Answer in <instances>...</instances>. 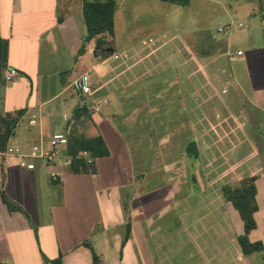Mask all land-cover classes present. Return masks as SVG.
<instances>
[{
    "label": "crops",
    "instance_id": "obj_1",
    "mask_svg": "<svg viewBox=\"0 0 264 264\" xmlns=\"http://www.w3.org/2000/svg\"><path fill=\"white\" fill-rule=\"evenodd\" d=\"M82 8V0H0V35L7 43L5 75L10 68L18 72L3 98L1 112L5 115L24 111L6 146V149L17 148L19 152L6 154V150L0 151V264H52L51 261L60 256L61 264H93L91 250L83 244L85 241L92 244L101 264H264V84L255 88L254 98H247L245 102L248 105L242 104L239 112L233 113L237 119L208 118L204 122L191 123L192 136L187 144L191 141L196 143L199 156L194 160L199 162L202 159L200 144H206V154L212 156L206 164L205 184L201 177L204 175L199 174V164L194 167L197 188L193 194L198 195L201 209L205 212L188 220L175 216L173 221L171 219L173 225L164 228V216L169 212L167 205L172 207L171 203H166L168 198L165 196L167 199L162 203L148 205L143 196L139 205V195L136 193L131 200L130 238L122 247L126 221L121 205V190L136 185L135 167L140 158L143 160L139 170L142 184L147 183L152 173H156L150 166V161L156 156L152 147L143 150L141 156L134 152L139 138L130 145V129L140 119L130 118L132 90L128 88L124 91L117 84L119 76L128 71L138 78L133 71L140 62L154 66L149 57L171 42L162 39L164 37L137 40L138 37L131 35L130 51L118 52L117 9L113 47L117 54H126L127 57L115 59L113 55L106 58L97 56L95 40L80 54L82 37L86 33ZM262 25L264 31V21ZM153 43L156 46H151ZM150 49L148 55L140 58ZM239 50L243 52L242 55L237 54ZM239 50L236 52L238 58L253 54V49ZM260 52L264 55V44ZM163 56V61H158L159 65L168 60L165 54ZM230 56L228 50L222 54V63H226V58ZM263 60L260 58V61ZM108 62L124 70L115 72ZM91 72H94L93 76ZM83 73L90 75L99 111L89 112L90 117L82 115L78 118L75 112L85 106L72 83ZM66 74L68 76L65 78ZM170 74L167 72L159 77L163 79L160 94L181 81L176 72L174 78L171 76L168 79ZM97 82L101 85L94 88ZM198 92L196 89L191 95L198 96ZM225 92L223 89L222 93ZM112 93L116 94L115 99L111 97ZM179 93L183 96V88L180 87ZM137 94L132 97L134 100L138 99ZM207 95L206 106L209 107L214 103L217 90L208 89ZM116 99L118 107L114 106L112 110ZM226 102L222 105L225 106ZM133 104L136 105L134 111L140 112L136 118L141 116L142 127L148 129L145 135L154 138L153 147L158 144L159 150L162 145L168 144L171 139L166 128L169 129L170 124L161 119L160 114L155 115V121L148 118L153 109L150 102L147 104L141 100ZM178 104V107L174 105V112L176 119L177 116L179 118L177 126L182 130L181 115L185 107L182 97L178 99ZM103 107L110 108L107 116L101 113ZM225 112L229 115L232 113L229 110ZM100 113L101 118L97 115ZM117 113L129 116L121 129L116 124L119 119ZM34 116L35 123L31 124ZM104 122H108L124 142L125 161L121 169L109 167L108 171L106 161L112 160V151L102 130ZM199 128H205L206 135L200 134ZM219 128L231 130L223 131L222 144L229 142L233 145L228 151L223 148L220 156L229 161L238 157L240 167H237L239 171L236 176L232 175V169L222 175L223 178H230L224 185L255 178L258 210L254 217L257 226L248 236L251 242L262 244L263 249L258 252L244 254L238 241V237L244 234V223L233 206L224 200L221 190L220 195H215L214 159L217 153L214 145L220 144L218 140L221 136L217 139L215 135ZM57 133L64 134L66 138L72 133L87 136L100 134L111 154L109 157L91 159L82 153L89 165L79 173L70 169L71 157L66 146L58 147V155L52 161L45 157L28 156L26 161L35 167L28 169L20 166V154L29 155L33 147L49 150L52 137ZM158 173L166 184L167 193L170 185L167 184L165 164L158 169ZM105 176L108 178L104 180ZM180 190L175 187L168 192L169 197L175 199ZM2 193L23 211H11ZM170 239L175 241V248L162 247V243L155 247L156 240Z\"/></svg>",
    "mask_w": 264,
    "mask_h": 264
},
{
    "label": "rangeland",
    "instance_id": "obj_2",
    "mask_svg": "<svg viewBox=\"0 0 264 264\" xmlns=\"http://www.w3.org/2000/svg\"><path fill=\"white\" fill-rule=\"evenodd\" d=\"M117 5L116 49L118 52L130 51L129 41L131 35L138 37L137 40L141 38L157 40L160 37H164L162 39H167L171 42V44L161 48V50L149 57L153 61L154 66L150 65L149 62V66H147V63L144 65L140 62L133 71L138 78L130 75L128 71L119 76L117 84L120 89L130 88L132 90L130 91L131 119H143L141 116L136 118V115L140 114V112L134 111L136 105L133 104L142 100L143 103L148 104L150 102L151 108L155 109V111L151 109L149 115L147 113L148 118L150 117L151 120L155 121V115L160 114L161 119L170 124L169 129L166 128V131L171 141L166 145H162L159 150H157L158 144L153 147V136L148 138L145 135L148 129L142 127L140 120L134 128L130 129V145L131 143L135 144L139 138L134 152L139 153L141 156L143 150L147 147H152L155 153L154 156H156L155 159L153 158L150 161L152 171L156 173H152V176L144 185L142 184L141 173H139L143 163L142 158L137 161V164L135 163L137 175L134 181L136 185L130 186V192L133 191L134 195L138 193L139 205H141L144 198L148 205L150 203H162L163 200L168 198L166 203H171L172 207L170 208V205H167L169 212L164 216L165 219L162 223L164 228H168L173 225L171 219L173 221L175 216L188 220L205 212V210L201 209L200 198L197 199L198 195L193 194L197 188L195 185L196 179L194 175L196 171L194 167H196L197 163L199 164V174L204 175L201 177L205 184L206 164L209 162L208 160L212 159V156H207L206 144H200L203 152L200 163L185 153L186 144L192 136L191 123L204 122L208 118L215 120L221 118L237 119L234 114L239 112L242 104L248 105L245 102L247 98H254L255 88L264 84V60L260 61V58L264 59L263 53L260 52V48L264 44L262 25L264 0H189L187 6L170 4L161 0H117ZM220 28L227 30L219 31ZM108 39L110 42L108 46L113 47V40ZM151 46H156V43ZM239 49L248 51L253 49V54L238 58L236 52ZM227 50L231 56L228 57L229 59L226 58V63H222L220 57ZM150 51L151 49L149 51L146 50L145 53L140 55V58L148 55ZM98 54H101L100 50H98ZM98 54L96 53L97 56ZM163 54L168 57V60L159 65L158 61L160 62L164 59ZM44 59L46 58L44 57ZM109 63L115 72L124 70L117 64ZM6 66L4 54L0 52V116H3L1 112L3 98L13 84V82H6ZM167 72L171 73L168 79L171 76L174 78L173 74L176 72L181 81L179 84L173 85L170 88L171 90L167 87L160 94L159 90L162 87L163 79L160 78V80L159 77ZM68 74L64 75V77L66 78ZM91 74L93 76L94 72H91ZM128 77L130 80H128ZM98 85H101L100 82L99 84L97 82L94 88L98 87ZM180 87L183 88V96L179 93ZM196 89L199 90L198 96L196 94L192 96L191 92L193 93ZM208 89L210 91L217 90L214 106H206L209 98L207 95ZM223 89L226 90L225 93H222ZM135 93H138L136 95L138 97L137 100L132 98ZM111 97L115 99L116 94L112 93ZM181 97L185 105L181 115L182 130L177 126L179 118L177 116L176 119V113L174 112L176 111V106L174 107V105L178 107V99L180 100ZM223 100L227 101L225 106L222 105L224 103ZM114 104L111 106L112 110L115 109L114 106L118 107L117 99ZM109 109L103 107L102 115L107 116ZM226 110L232 112L230 113L232 116L225 112ZM101 113L97 114L99 118H101ZM117 114L119 115V113ZM126 118H129V116L119 115V119L116 120L118 128H123ZM175 120L177 121L174 124ZM102 130L107 136L112 151V160L106 161L109 164L108 171L110 168L115 167L121 169V165L125 161L124 142H122L118 134H115V130L108 122H104ZM217 130L216 138L219 139V136L221 138L218 140L220 144L214 145V151L217 153L214 159L216 168L214 175L216 183L214 187L215 195H220L222 185L230 179L228 178L229 176L223 178L222 175L232 169V175L236 176L240 167L238 166V157L229 161L220 156V151L223 148L228 151L230 147H233L229 142L222 144L223 131L228 132L231 130L229 128L227 130L221 128ZM200 134L206 135V129L202 128ZM164 164L166 165V171H168L167 184L170 185L168 192L173 191L175 187L181 189L175 199L169 197V193H166V184L161 177H158L160 174L158 169L163 167ZM107 178L108 176H105L104 180ZM246 180L248 178L241 182ZM139 207L142 210L141 206ZM158 211L159 209L156 212ZM155 243V247H159L160 243H162V247H176L173 239L160 242L156 240Z\"/></svg>",
    "mask_w": 264,
    "mask_h": 264
},
{
    "label": "trees",
    "instance_id": "obj_3",
    "mask_svg": "<svg viewBox=\"0 0 264 264\" xmlns=\"http://www.w3.org/2000/svg\"><path fill=\"white\" fill-rule=\"evenodd\" d=\"M83 1V17L86 25V33L82 37V46L80 48V54L85 52L86 46L95 40L96 53L98 50L101 51L102 58L109 56L104 49L110 45L109 39H113L115 36V14L118 9L117 0H82ZM170 4L187 6L189 0H161ZM264 21V14L262 15ZM264 36V31H263ZM0 52L4 54V59L6 62L7 56V43L2 40L0 35ZM78 112V114H77ZM24 111L19 110L14 114L6 113L0 116V151L6 150L7 142L13 133V130L18 123L19 119L23 115ZM85 115L90 117L87 107H82L77 109L75 112V117H81ZM67 151L71 157L70 169L79 173L85 171L88 168L87 158L82 156L83 152H87L91 159L104 158L110 156V150L106 144L102 135L87 136V135H76L69 134L67 137ZM187 156L197 159L199 154L195 142H189L186 145ZM142 177V175H141ZM224 200L230 203L233 208L240 215L244 223V234L238 237V241L242 247L244 254H250L253 252H258L263 249L261 243L251 242L249 239V234L257 226L254 214L258 210L256 202V185L255 178H249L245 182H241L237 185H224L221 188ZM121 205L125 218L124 226V238L122 241V247L125 246L126 242L130 238L132 223H131V200L134 196L133 191L130 192V187L122 188L121 190ZM2 198L8 205L11 211L18 210L23 211L20 206L10 201L4 193H2ZM84 246L89 248L93 257V264H101V259L95 252L92 244L85 241ZM61 256L51 261L52 264H61Z\"/></svg>",
    "mask_w": 264,
    "mask_h": 264
},
{
    "label": "built area",
    "instance_id": "obj_4",
    "mask_svg": "<svg viewBox=\"0 0 264 264\" xmlns=\"http://www.w3.org/2000/svg\"><path fill=\"white\" fill-rule=\"evenodd\" d=\"M241 26V25H240ZM228 28V27H227ZM227 29L220 28L219 31H223ZM227 33V32H226ZM238 55H242L243 52L239 50L237 52ZM115 59H120L122 57H127V55H119L116 52L112 54ZM18 75V72L14 68H10L7 70L5 79L7 82L13 81V79ZM74 89L78 93L79 97L82 100V103L85 107H87L88 111L91 113L98 112L99 106L95 103V98L93 96V84L91 82L90 75L88 73H83L79 77H77L73 83H72ZM31 124L35 123V116L30 121ZM67 144V138L64 134L57 133L54 134L51 140V148L47 151H43L40 147H33L31 153L29 155H21L20 153V160L19 164L22 167H26L28 169H33L35 166L33 163H28L26 161V157H41V158H47L48 160H54L56 159L58 155V147L60 146H66ZM6 154L10 153L13 154L14 152H19V149H15L12 147H9L6 149ZM83 155L89 156L87 152H83Z\"/></svg>",
    "mask_w": 264,
    "mask_h": 264
},
{
    "label": "water",
    "instance_id": "obj_5",
    "mask_svg": "<svg viewBox=\"0 0 264 264\" xmlns=\"http://www.w3.org/2000/svg\"><path fill=\"white\" fill-rule=\"evenodd\" d=\"M104 51H105L108 55H112V54L115 52V50H114L113 47H107V48L104 49ZM2 175H3V178H4L5 175H4L3 171H2Z\"/></svg>",
    "mask_w": 264,
    "mask_h": 264
}]
</instances>
